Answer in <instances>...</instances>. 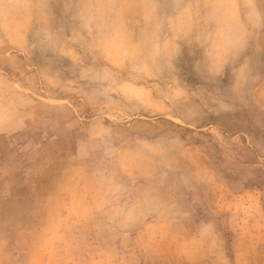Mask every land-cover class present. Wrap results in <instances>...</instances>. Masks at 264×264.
<instances>
[{"label": "rangeland", "instance_id": "1", "mask_svg": "<svg viewBox=\"0 0 264 264\" xmlns=\"http://www.w3.org/2000/svg\"><path fill=\"white\" fill-rule=\"evenodd\" d=\"M0 264H264V0H0Z\"/></svg>", "mask_w": 264, "mask_h": 264}]
</instances>
